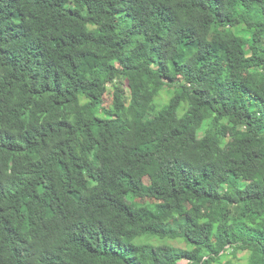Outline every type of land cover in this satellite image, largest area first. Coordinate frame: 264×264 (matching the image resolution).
Returning <instances> with one entry per match:
<instances>
[{"label":"trees","instance_id":"obj_1","mask_svg":"<svg viewBox=\"0 0 264 264\" xmlns=\"http://www.w3.org/2000/svg\"><path fill=\"white\" fill-rule=\"evenodd\" d=\"M239 249L264 264V0H0V264Z\"/></svg>","mask_w":264,"mask_h":264},{"label":"rangeland","instance_id":"obj_2","mask_svg":"<svg viewBox=\"0 0 264 264\" xmlns=\"http://www.w3.org/2000/svg\"><path fill=\"white\" fill-rule=\"evenodd\" d=\"M172 77L173 80H177V81H190L191 76H184V75H178L175 72H172ZM167 88H165L162 92H161V98L159 97V101H163L165 100L168 95L170 94ZM104 102H103V107L102 110L104 113L108 114L110 113L111 107H112V88L109 87L108 90L106 91V93L104 94ZM231 135H239L241 133L240 128L236 127V126H231L230 130ZM213 146L214 148L217 150L218 153H221L224 149V146L222 143L216 142L215 140L213 141ZM137 242H141V243H147V244H155L157 245L161 252L163 253L164 256H169L171 253V244L172 241H168V240H161L159 238H155V237H142L140 239L135 240ZM221 245L222 242L219 240H214L209 248V252L210 253H215V252H222L221 249ZM248 251L247 250H243V249H239L236 251V259L235 261L238 262V264H244L245 260L247 258L248 255ZM227 257L231 258L232 260H234V258L228 254ZM187 262V260L185 259H181L179 260L180 264H183ZM212 264H217V263H212Z\"/></svg>","mask_w":264,"mask_h":264}]
</instances>
